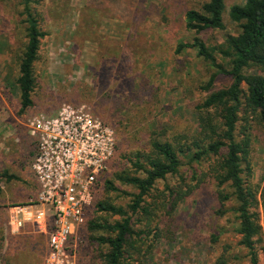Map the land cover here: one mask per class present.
Returning <instances> with one entry per match:
<instances>
[{
	"label": "rangeland",
	"instance_id": "obj_1",
	"mask_svg": "<svg viewBox=\"0 0 264 264\" xmlns=\"http://www.w3.org/2000/svg\"><path fill=\"white\" fill-rule=\"evenodd\" d=\"M21 0H0V174L7 170L18 179L0 180V264H99L97 246L86 231L75 259H49L46 237L31 220L20 231L8 225V208L29 202L36 185L30 168L34 140L28 118L34 113H55L62 104L84 105L115 131L116 153L109 174L135 173L129 162L135 153L150 154L151 139L187 142L199 131L196 106L208 94L201 89L216 73L213 89L226 87L231 78L217 70L194 48L176 54L179 42L199 37L209 47H223L226 35L240 32L228 17L232 4L224 0V29L199 34L187 30L185 13L199 10L206 0H33L32 11L47 32L34 63L33 107H20L16 57L25 43ZM216 62L228 69V60L216 53ZM248 72L264 75L253 67ZM243 113H241L242 115ZM247 118L246 114H243ZM251 118V117H250ZM245 173L256 199L251 209L261 225L255 238L257 264H264V215L260 191L264 182V129L250 124ZM239 126L248 127L245 120ZM183 165L175 176L159 180L145 196L144 207L132 218L135 227L154 239L150 264H250L248 250L239 245L232 200H220L214 179L218 157ZM119 191L102 197L128 210L133 193L115 182ZM168 186V188H167ZM91 205L87 220L93 217ZM130 214V212H129ZM108 220L119 217L104 216ZM138 219V220H137ZM86 220V221H87Z\"/></svg>",
	"mask_w": 264,
	"mask_h": 264
},
{
	"label": "trees",
	"instance_id": "obj_2",
	"mask_svg": "<svg viewBox=\"0 0 264 264\" xmlns=\"http://www.w3.org/2000/svg\"><path fill=\"white\" fill-rule=\"evenodd\" d=\"M20 2L25 23V43L16 57L18 75L15 81L20 102L18 114L34 105L32 96L36 82L33 66L39 57L41 40L47 35L32 11L34 1ZM224 7V0H206L199 10H187L186 29L195 34L207 29H224ZM227 14L232 22L238 24L240 32L226 35L223 47H209L195 36L190 42H179L174 49L176 54L184 48L196 49L205 61L231 78L228 86L213 89L214 73L201 87L208 94L196 106L199 111L196 136L187 142H182L180 137L172 141L151 139L150 154L135 153L129 159L135 173L139 174L119 171L111 176L107 173L98 182L92 208L94 215L86 219L81 228L85 229L89 243L97 246L99 264H150L148 257L154 249L153 241L157 233H153V239H150L151 230L137 229L132 218L139 210L149 213L143 205L145 196L157 181H164L168 176L179 173L182 158L192 163L210 156L218 157L214 177L217 186H226L229 190L228 193L219 192L220 200L234 202L232 210L236 214L239 245L248 250L250 264H257L254 242L262 228L251 209L256 194L245 178V173L250 170L248 155L251 145V137L246 130L251 122L264 129V75L248 72L251 67L264 71V0L232 4ZM216 53L228 60V69H223L216 62ZM241 113L246 114L247 118ZM242 120L247 122L248 127L239 126ZM2 178L7 181L18 179L7 170L0 174V180ZM115 182L137 190L127 206L130 214L122 205L102 197L104 190L119 191ZM260 198L264 215V182ZM106 215L119 218L108 220L104 217Z\"/></svg>",
	"mask_w": 264,
	"mask_h": 264
},
{
	"label": "built area",
	"instance_id": "obj_3",
	"mask_svg": "<svg viewBox=\"0 0 264 264\" xmlns=\"http://www.w3.org/2000/svg\"><path fill=\"white\" fill-rule=\"evenodd\" d=\"M34 140L30 168L36 185L28 203L8 208V225L20 231L31 220L46 237L49 259H75L97 184L110 171L115 131L84 105L62 104L52 114L28 118Z\"/></svg>",
	"mask_w": 264,
	"mask_h": 264
}]
</instances>
